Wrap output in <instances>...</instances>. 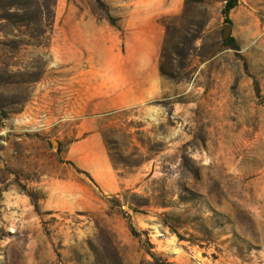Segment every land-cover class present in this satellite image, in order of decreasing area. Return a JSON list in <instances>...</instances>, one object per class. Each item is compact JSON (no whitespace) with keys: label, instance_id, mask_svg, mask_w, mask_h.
<instances>
[{"label":"rangeland","instance_id":"obj_1","mask_svg":"<svg viewBox=\"0 0 264 264\" xmlns=\"http://www.w3.org/2000/svg\"><path fill=\"white\" fill-rule=\"evenodd\" d=\"M184 1L159 19V96L96 118L129 188L48 210L51 179L80 173L60 156L79 121L37 112L62 16L122 39L133 0H0V264H264V0Z\"/></svg>","mask_w":264,"mask_h":264},{"label":"crops","instance_id":"obj_2","mask_svg":"<svg viewBox=\"0 0 264 264\" xmlns=\"http://www.w3.org/2000/svg\"><path fill=\"white\" fill-rule=\"evenodd\" d=\"M183 1L133 0V8L122 18V39L119 31L86 11L67 10L62 16L56 39L64 56L56 60L57 70L40 83L48 105H39L37 112L48 115L53 125L79 121L74 124L79 135L60 156L63 165L83 173L51 179L48 210L88 209L97 200L96 192L116 194L129 188L130 181L117 178L111 166L96 118L140 108L159 96L164 39L159 19L180 13ZM1 143L7 146L8 141ZM7 153L16 154L6 149Z\"/></svg>","mask_w":264,"mask_h":264},{"label":"trees","instance_id":"obj_3","mask_svg":"<svg viewBox=\"0 0 264 264\" xmlns=\"http://www.w3.org/2000/svg\"><path fill=\"white\" fill-rule=\"evenodd\" d=\"M190 0H185L184 1V5H185V7L188 5V2H189ZM235 6V0H228V1H226V4H225V6H224V9H223V14L224 15H226L227 14V12L229 11V10H231L233 7ZM183 13H184V10H183ZM164 24V23H163ZM164 26V28H166V25H163ZM232 39L231 38H228L227 40H224L223 41V44L225 45V46H227V47H230L232 44ZM164 55V50H163V52H161V54H160V56L162 57ZM159 72L162 74V69H160L159 68ZM79 172V171H78ZM81 173V172H80ZM83 173V172H82Z\"/></svg>","mask_w":264,"mask_h":264},{"label":"water","instance_id":"obj_4","mask_svg":"<svg viewBox=\"0 0 264 264\" xmlns=\"http://www.w3.org/2000/svg\"><path fill=\"white\" fill-rule=\"evenodd\" d=\"M229 30H230V26H225L224 30H223V39H226L229 37Z\"/></svg>","mask_w":264,"mask_h":264}]
</instances>
